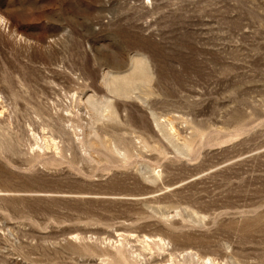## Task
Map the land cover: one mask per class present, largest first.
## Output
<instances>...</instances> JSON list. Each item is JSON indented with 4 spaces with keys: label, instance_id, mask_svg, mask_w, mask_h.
Masks as SVG:
<instances>
[{
    "label": "rangeland",
    "instance_id": "1",
    "mask_svg": "<svg viewBox=\"0 0 264 264\" xmlns=\"http://www.w3.org/2000/svg\"><path fill=\"white\" fill-rule=\"evenodd\" d=\"M198 257L264 264V0H0V264Z\"/></svg>",
    "mask_w": 264,
    "mask_h": 264
},
{
    "label": "bare ground",
    "instance_id": "2",
    "mask_svg": "<svg viewBox=\"0 0 264 264\" xmlns=\"http://www.w3.org/2000/svg\"><path fill=\"white\" fill-rule=\"evenodd\" d=\"M138 66H141V67H143L142 65H137L136 67L138 68ZM136 67H134L135 69H133L134 70V72H130V73H135V71H137V70H139L140 71V74L141 75H143L142 73L145 71V69L144 70H142V68H139V69H137L136 70ZM144 68V67H143ZM141 70L143 71L142 73H141ZM138 73V72H137ZM129 75H131V74H129ZM134 75H138V74H134ZM118 76V75H117ZM126 75H123V82H124V84H123V82H122V78H121V82L119 83H117V82H115V81H113V80H117V77L115 78L114 77V79L110 82H108V83H110L109 84V91L111 92V93H113V94H124V95H127V96H131L132 94H134L135 93V87L133 88V86H132V82H131V80H130V78L133 76H131L130 78H128L129 76H126ZM135 77V76H134ZM119 78V77H118ZM133 78V77H132ZM144 78V77H143ZM137 79V78H136ZM118 80H120V78L118 79ZM134 80V79H133ZM136 82V81H135ZM134 83V82H133ZM123 84V85H122ZM135 85V84H134ZM125 86V87H124ZM110 109H112V106L110 105V104H107V103H101V105H98V107H96V111L100 114V115H102L103 116V114L105 113V112H108ZM162 242V240L160 239L159 240V242H157V243H155V245L157 246V249L158 250H163L164 251V244L163 243H161ZM143 243H146V245L147 246H149V244H148V242L147 241H143ZM156 252H158V251H156ZM161 253V252H160ZM177 256V255H176ZM198 260L200 261V264H204V261L205 260H207V261H209V262H213V260H210V258H207V259H205V258H201V257H198ZM170 261H172L173 262V258L171 257L170 258ZM187 262V261H186ZM198 263V262H197ZM161 264V263H160ZM216 264H219V263H217L216 262Z\"/></svg>",
    "mask_w": 264,
    "mask_h": 264
}]
</instances>
